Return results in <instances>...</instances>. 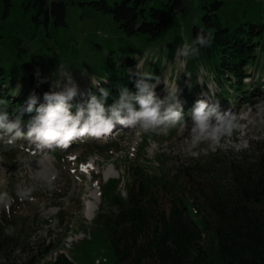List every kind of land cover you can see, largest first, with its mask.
Returning <instances> with one entry per match:
<instances>
[{"label":"rangeland","instance_id":"374dc122","mask_svg":"<svg viewBox=\"0 0 264 264\" xmlns=\"http://www.w3.org/2000/svg\"><path fill=\"white\" fill-rule=\"evenodd\" d=\"M47 1L68 4L67 27H56L53 19L48 25L37 24L33 19L34 11L26 13L21 0H12L13 5L7 13L0 0V70L3 68L13 74L11 81L15 90L11 92H15L18 101L27 100L35 91L40 98L38 102L43 103L44 91L36 89V77L31 84L21 75L23 65L35 56L44 58L45 75L43 73L42 77L48 78L45 83L48 90L52 80L59 78V65H64L71 69L79 86L77 96L83 100L91 88L99 87L100 82L113 73L111 59L119 62L127 57L134 58L137 65L147 53L142 70L163 78L162 73L168 69L170 78L176 79L181 70L173 66L174 58L169 54L171 42L176 37L191 42L192 29L202 25L205 7L217 1L222 2L218 13L224 25L244 26L248 31L254 25L264 36V0H176L172 28L166 36L153 42L144 34L128 36L111 16L88 5L95 0ZM108 1L114 4L122 0ZM168 1L154 0L147 7H162ZM260 54L259 64L248 69L249 82H243L240 97L235 96L228 82L223 83L229 101L224 103L217 98L220 111L237 113L241 126L230 136L223 137L219 144L202 141L192 146L188 129L181 126L162 136L119 124L115 128L125 132L114 131L109 138L85 136L67 148L45 149L44 155L25 140L17 141L15 147L0 141V193L7 192L15 200L7 210L0 207V219L7 220L6 232L18 238L24 247L16 251V261L25 262L35 254V264H53L58 254L65 253L79 264H96L97 259L107 260L101 264H116L114 249L103 226L104 217L118 211L116 197L127 203L130 187L141 181L147 183L145 175L151 183L163 181L207 191L225 182L223 160L236 158L252 141L264 140V115H257L255 107L264 100V50ZM201 67L214 81L215 96L223 90L209 65H200L198 72H191V88L194 89L189 94L197 95L196 100L192 99L193 104L208 91L206 83L195 88ZM135 71L136 68H132V75ZM186 71L190 73L187 67ZM93 75L99 85L91 83ZM186 79L181 73L177 84L181 89L182 107L188 109L192 104H187L182 95ZM204 79L208 82L210 78L205 76ZM17 84L21 85L19 90ZM4 85L8 87L9 84ZM164 88L161 83L155 89L160 98L166 94ZM21 131L25 134L28 131L22 121ZM187 169L191 174H186ZM29 188L31 196L25 198L22 194ZM90 208H95L94 212ZM99 215H102L101 221L97 220ZM0 264L6 261L0 258Z\"/></svg>","mask_w":264,"mask_h":264},{"label":"trees","instance_id":"16d2710c","mask_svg":"<svg viewBox=\"0 0 264 264\" xmlns=\"http://www.w3.org/2000/svg\"><path fill=\"white\" fill-rule=\"evenodd\" d=\"M21 1L26 13L34 11L33 19L37 24L48 25L53 19L56 27H67L66 2ZM3 2L9 13L12 0ZM152 2L154 0H122L112 4L108 0H95L88 5L111 16L128 36L144 34L153 42L168 34L177 10L176 0H169L162 7H147ZM221 7L220 1L207 5L202 25L193 27L192 39L201 29L210 33L213 39L210 47L202 48L197 58L188 61L187 68L190 73H196L200 65L207 63L223 89L216 100L227 103L228 93L223 83L230 84L235 96L243 92L249 67L259 64L264 36L254 25L249 31L244 26L230 28L224 25L218 13ZM183 42L182 37L171 42L168 52L172 58ZM43 63V57L35 56L23 65L21 75L33 84L37 69L41 77L43 73L45 75ZM109 63L114 71L105 77L107 82L101 81L99 87L91 88L84 100L76 96L70 102L73 113L77 104H86L90 94L99 96L100 88L109 92L106 107L119 97V86L136 92L137 78L131 73L132 68H136V60L127 57L119 62L111 59ZM12 76L3 68L0 70V98L8 101L9 114L16 116L19 108L26 107V100L18 101L15 92H11L15 90ZM6 83L8 87L4 85ZM42 85L36 89L47 92L48 85ZM195 86L200 88L197 82ZM191 89L194 88L186 86L182 91L187 104H192L188 109L183 108L186 118L197 98L196 94H189ZM24 114L21 117L24 124L35 115L34 112ZM221 166L227 179L210 191L163 181L151 183L145 175L147 183L141 181L130 187L127 203L116 197L118 211L107 213L103 221L116 264H264V140L252 141L246 151L236 158L224 159ZM189 170L186 174H191ZM101 217L99 215L97 220L101 221ZM6 224V219H0V258L6 264H35V254L25 262L16 261V251L24 247L18 238L6 232ZM53 264L79 263L71 255L60 253Z\"/></svg>","mask_w":264,"mask_h":264},{"label":"clouds","instance_id":"9594fccd","mask_svg":"<svg viewBox=\"0 0 264 264\" xmlns=\"http://www.w3.org/2000/svg\"><path fill=\"white\" fill-rule=\"evenodd\" d=\"M212 39L210 33L206 34L201 29L191 42L184 40L177 49L173 62V66H178L181 70L176 79L170 78L168 69L162 73L163 78L154 72L143 71V62L147 59L145 53L136 65L135 93L121 85L118 89L119 98L106 107L109 92L100 88V95L90 94L86 104L75 106V113L70 102L79 94V86L71 69L59 65V78L52 80L49 90L43 93V103L38 107L40 98L35 91L29 94L25 102L26 107L19 108V115L16 116L9 114L8 101L0 98V141L8 147H15L17 141L25 140L36 151L51 149L54 146L67 148L73 141L85 136L101 138L113 134L119 124L124 128L155 132L162 136L169 135L172 129L181 126L188 129L192 146L202 141L219 144L223 137L230 136L241 125L237 113L231 110L221 113L219 101L212 90L214 81L211 80V75L201 67L197 83H206L208 91L201 94L202 98L195 102L187 118L180 102L181 89L177 84L180 74L184 73L187 78L186 86H192L191 73L186 71L188 61L197 58L202 48L210 47ZM35 76L37 87L48 83V78H42L39 69L36 70ZM205 76L210 78L208 82L205 81ZM90 79L93 85H99L94 75ZM244 82H249L247 77ZM161 83L164 84L166 93L163 98L157 96L155 91ZM20 87L21 85L17 84L16 89L19 90ZM255 107L257 115H264V100ZM33 112L35 115L29 120L25 134L21 131V117L24 113ZM31 192L32 189L29 188L22 195L29 198ZM13 203L15 200L9 193H0V207L7 210Z\"/></svg>","mask_w":264,"mask_h":264},{"label":"bare ground","instance_id":"6f19581e","mask_svg":"<svg viewBox=\"0 0 264 264\" xmlns=\"http://www.w3.org/2000/svg\"><path fill=\"white\" fill-rule=\"evenodd\" d=\"M104 140H106V139H104ZM44 153H45V152L42 151V152H40V155H44ZM107 176H108V177H107V180H109V179H110L109 174H107ZM116 178H117V177H116ZM94 210H95V208H90V211H91V212H94Z\"/></svg>","mask_w":264,"mask_h":264},{"label":"built area","instance_id":"2783aa9c","mask_svg":"<svg viewBox=\"0 0 264 264\" xmlns=\"http://www.w3.org/2000/svg\"><path fill=\"white\" fill-rule=\"evenodd\" d=\"M99 261V264H101V260H97V262ZM106 259H103L102 262H105Z\"/></svg>","mask_w":264,"mask_h":264},{"label":"snow or ice","instance_id":"6c2138e0","mask_svg":"<svg viewBox=\"0 0 264 264\" xmlns=\"http://www.w3.org/2000/svg\"><path fill=\"white\" fill-rule=\"evenodd\" d=\"M90 167V166H89ZM84 170H87V169H84Z\"/></svg>","mask_w":264,"mask_h":264}]
</instances>
